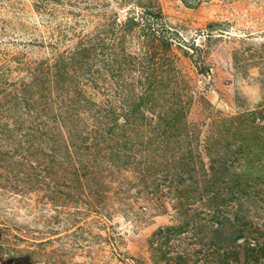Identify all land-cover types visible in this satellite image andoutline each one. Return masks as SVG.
Returning <instances> with one entry per match:
<instances>
[{
    "label": "rangeland",
    "instance_id": "rangeland-1",
    "mask_svg": "<svg viewBox=\"0 0 264 264\" xmlns=\"http://www.w3.org/2000/svg\"><path fill=\"white\" fill-rule=\"evenodd\" d=\"M256 242L264 0H0V264H263Z\"/></svg>",
    "mask_w": 264,
    "mask_h": 264
},
{
    "label": "trees",
    "instance_id": "trees-1",
    "mask_svg": "<svg viewBox=\"0 0 264 264\" xmlns=\"http://www.w3.org/2000/svg\"><path fill=\"white\" fill-rule=\"evenodd\" d=\"M186 169H188L189 172L192 171L190 169V167H188V166L186 167ZM240 237H241V234H239L237 236V238H240ZM224 241H226V240H224ZM226 243L228 244L229 242L227 241ZM242 249L245 250V260H247L249 262L253 261L255 263L260 262L261 260H264V246L260 245L259 243H257V242L256 243H248L245 246H243ZM239 254H240V252L234 251V252L230 253V255H231L230 258H239ZM189 255L186 254V255L181 256L179 258L180 264L192 263V261H193L192 256H189Z\"/></svg>",
    "mask_w": 264,
    "mask_h": 264
},
{
    "label": "water",
    "instance_id": "water-1",
    "mask_svg": "<svg viewBox=\"0 0 264 264\" xmlns=\"http://www.w3.org/2000/svg\"><path fill=\"white\" fill-rule=\"evenodd\" d=\"M208 72H209V75H211V74H212V71H211V70H209Z\"/></svg>",
    "mask_w": 264,
    "mask_h": 264
}]
</instances>
